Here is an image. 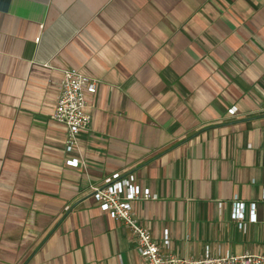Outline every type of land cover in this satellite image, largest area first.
Instances as JSON below:
<instances>
[{"label":"crops","instance_id":"crops-1","mask_svg":"<svg viewBox=\"0 0 264 264\" xmlns=\"http://www.w3.org/2000/svg\"><path fill=\"white\" fill-rule=\"evenodd\" d=\"M66 68L100 81L87 170L51 120ZM114 172L166 253L264 254V0H0V264H143L90 193Z\"/></svg>","mask_w":264,"mask_h":264},{"label":"built area","instance_id":"built-area-1","mask_svg":"<svg viewBox=\"0 0 264 264\" xmlns=\"http://www.w3.org/2000/svg\"><path fill=\"white\" fill-rule=\"evenodd\" d=\"M40 38L37 39L39 42ZM45 67L49 65L45 64ZM60 96L51 120L66 130L64 151L66 165L73 168L87 170V163L81 154V135L90 129L92 117L88 111V102L98 94L100 81L84 75L74 68L61 70ZM232 113L235 111L231 110ZM77 153V156L74 154ZM90 193L99 203L103 213L121 223L136 238L139 254L143 264H264V254L234 255L230 253L213 256L209 247L199 259H183L166 253L170 247L169 231L164 232L163 239L157 242L151 232L139 221L135 204L142 201L156 200L150 190L137 183L133 174L114 172L106 177L102 183L91 185ZM264 212V190L262 193ZM222 207V206H220ZM246 205L235 200L232 205L231 217L241 220L239 229L245 230L243 221L246 218ZM250 222H257L256 204H251Z\"/></svg>","mask_w":264,"mask_h":264}]
</instances>
